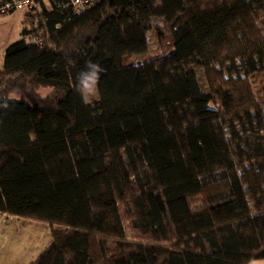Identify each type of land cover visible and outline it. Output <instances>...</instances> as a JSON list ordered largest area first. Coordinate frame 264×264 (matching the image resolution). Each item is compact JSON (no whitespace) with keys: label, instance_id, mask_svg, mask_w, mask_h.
Returning <instances> with one entry per match:
<instances>
[{"label":"trees","instance_id":"16d2710c","mask_svg":"<svg viewBox=\"0 0 264 264\" xmlns=\"http://www.w3.org/2000/svg\"><path fill=\"white\" fill-rule=\"evenodd\" d=\"M69 2L26 10L0 64V214L50 228L29 264L264 259V0Z\"/></svg>","mask_w":264,"mask_h":264},{"label":"rangeland","instance_id":"374dc122","mask_svg":"<svg viewBox=\"0 0 264 264\" xmlns=\"http://www.w3.org/2000/svg\"><path fill=\"white\" fill-rule=\"evenodd\" d=\"M25 11L26 9H18L0 15V64L3 62L5 47L21 36V29L25 25ZM147 37L149 41L146 54L155 55L158 46L153 32H149ZM191 62L188 58L177 61L172 70L178 72ZM46 91L47 89L42 90V94ZM49 241L50 228L47 224L0 214V264H29Z\"/></svg>","mask_w":264,"mask_h":264},{"label":"clouds","instance_id":"9594fccd","mask_svg":"<svg viewBox=\"0 0 264 264\" xmlns=\"http://www.w3.org/2000/svg\"><path fill=\"white\" fill-rule=\"evenodd\" d=\"M103 72L100 64L88 61L84 70L77 75L75 82V90L81 96V100L85 104L92 103L94 99H98L99 78ZM10 99H19L18 94H13L7 99L0 101V108L8 109Z\"/></svg>","mask_w":264,"mask_h":264},{"label":"built area","instance_id":"2783aa9c","mask_svg":"<svg viewBox=\"0 0 264 264\" xmlns=\"http://www.w3.org/2000/svg\"><path fill=\"white\" fill-rule=\"evenodd\" d=\"M96 0H70L72 11L80 14L90 7ZM47 5V0H0V15L13 12L18 9L33 10L39 12L41 5ZM40 42V40H36Z\"/></svg>","mask_w":264,"mask_h":264},{"label":"crops","instance_id":"0c3cea01","mask_svg":"<svg viewBox=\"0 0 264 264\" xmlns=\"http://www.w3.org/2000/svg\"><path fill=\"white\" fill-rule=\"evenodd\" d=\"M3 215V214H1ZM5 216V215H4ZM249 264H264V259L251 260Z\"/></svg>","mask_w":264,"mask_h":264}]
</instances>
